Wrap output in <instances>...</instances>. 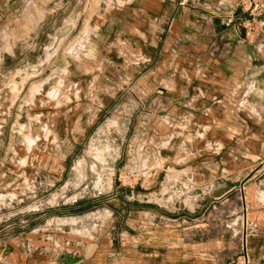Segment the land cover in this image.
<instances>
[{"label":"crops","instance_id":"obj_1","mask_svg":"<svg viewBox=\"0 0 264 264\" xmlns=\"http://www.w3.org/2000/svg\"><path fill=\"white\" fill-rule=\"evenodd\" d=\"M29 1L0 0V31ZM57 1L0 41L1 69L64 33L0 87V208L26 178L66 183L97 140L128 183L0 238V264H264V14L247 35L238 0Z\"/></svg>","mask_w":264,"mask_h":264},{"label":"rangeland","instance_id":"obj_2","mask_svg":"<svg viewBox=\"0 0 264 264\" xmlns=\"http://www.w3.org/2000/svg\"><path fill=\"white\" fill-rule=\"evenodd\" d=\"M99 2L101 0H96V3ZM57 5H59L57 0L29 1L26 6L22 7L19 14L9 21L8 29H1L0 41L9 43L11 39H19L23 34H30L31 32L20 34L15 29L22 24L35 26L46 10ZM62 18V16L57 15L50 16L48 19L50 27L55 28L62 21ZM57 34L62 36L64 33L49 32V36H38L32 45L22 43L17 48L16 54L1 66L0 71L6 76H2L0 87L8 82L7 75L9 71L16 70L18 75L24 72L33 73L36 70V64L47 61L55 52ZM5 93L6 91L2 90L0 95L1 117L5 115L4 111L8 106ZM88 148L92 157L88 166L85 165L84 161L76 163L74 172L66 183L62 181L59 184H54L51 179L43 181V183H33L28 181L27 178L24 182H19L20 194H11L9 198L2 200L4 206L0 208V214H3L6 219L8 218V222L6 227L1 228L0 226V238L6 239L9 233L26 230L32 226L28 223L40 221L41 217H50L57 214L58 211L67 208L71 210L72 207L85 210L90 206L89 203L94 205L104 203L105 200L101 197L108 191L106 189H108L107 187L111 181L118 186L119 190L127 185V177L118 175L115 170H113V174L107 173L111 171L109 168L115 166L114 160L107 162L105 159V152L111 149L108 143L97 140ZM89 167L92 170H89ZM106 167L107 169H105ZM105 171L106 174H104ZM19 197H23V199H19ZM246 200L248 198L243 197V201ZM3 221L0 220V225ZM221 227L225 230L231 229V225L226 221ZM224 242L230 241L226 240ZM226 262H228V257H226Z\"/></svg>","mask_w":264,"mask_h":264},{"label":"built area","instance_id":"obj_3","mask_svg":"<svg viewBox=\"0 0 264 264\" xmlns=\"http://www.w3.org/2000/svg\"><path fill=\"white\" fill-rule=\"evenodd\" d=\"M238 4L248 15L249 25L246 27V34L249 35L255 30V20L264 14V0H238Z\"/></svg>","mask_w":264,"mask_h":264}]
</instances>
